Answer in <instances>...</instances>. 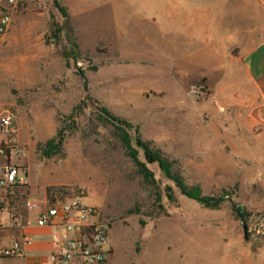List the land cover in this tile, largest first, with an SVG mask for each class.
I'll use <instances>...</instances> for the list:
<instances>
[{
    "label": "rangeland",
    "instance_id": "1",
    "mask_svg": "<svg viewBox=\"0 0 264 264\" xmlns=\"http://www.w3.org/2000/svg\"><path fill=\"white\" fill-rule=\"evenodd\" d=\"M18 1L13 19L22 27L0 44V91L14 106L9 112L27 127L18 165L35 182H62L48 191L82 189L84 202L110 223L112 264H264V159L247 150L261 141L264 120L249 132L244 117L220 111L213 79L203 77L195 54L200 46L214 50L216 19L227 17L232 4L126 0L156 21L118 36L100 7L77 6L71 14L66 0ZM56 2L67 10L75 57L60 53L65 31L56 40L50 35L64 19ZM222 24L227 33L228 21ZM187 60V71L180 70ZM230 75L228 69L226 81ZM101 107L129 123L132 135L159 149L189 184L220 204L206 207L180 194L150 165L164 205L155 215V196L103 121ZM58 130L64 135L61 154L44 157L38 146ZM167 185L174 188L173 201L165 197ZM232 205L246 214L245 222Z\"/></svg>",
    "mask_w": 264,
    "mask_h": 264
},
{
    "label": "crops",
    "instance_id": "2",
    "mask_svg": "<svg viewBox=\"0 0 264 264\" xmlns=\"http://www.w3.org/2000/svg\"><path fill=\"white\" fill-rule=\"evenodd\" d=\"M224 1L230 2L232 9L227 17L220 14L216 19L214 34L216 37L219 35V40L215 43L218 46L212 45L214 50L200 46L195 54L198 56L199 71L203 72V77L213 79L212 97L219 110L229 112L230 117H244L247 130L252 132L264 120V0H219L218 4L222 5ZM66 3L71 14L77 11V6L81 7L80 11L100 7L102 14L106 13L111 18L118 36H127L131 27L140 30L145 22L153 25L156 21L155 17L148 18L139 14L134 9L137 4L126 0H66ZM225 20L228 21L229 27L227 33H222V23ZM19 25L12 16L5 37L10 36L15 28L22 27ZM226 31L224 29V32ZM188 56L189 59L192 54L189 53ZM187 63L188 60L183 62L179 69L187 71ZM4 66L0 62V72L3 68L5 70ZM228 69L233 71V75L227 77L229 81H226ZM12 107V102L0 91V115L9 112ZM18 127L17 141L22 146V132L27 127L20 116ZM261 133V141L247 147V150L264 159V131ZM17 161L19 162V159L14 160L25 179L24 184L16 188V195L10 207L0 208V249L19 241L22 254L12 257L0 256V264H41L47 261L52 252L50 235L55 229L38 225L37 217L51 198L48 187L62 185V182L45 177L40 182H35L30 170L21 168ZM2 194L3 190L0 189V196ZM12 216L18 217L17 224H11ZM23 237H29L30 243H24Z\"/></svg>",
    "mask_w": 264,
    "mask_h": 264
},
{
    "label": "built area",
    "instance_id": "3",
    "mask_svg": "<svg viewBox=\"0 0 264 264\" xmlns=\"http://www.w3.org/2000/svg\"><path fill=\"white\" fill-rule=\"evenodd\" d=\"M18 0L0 2V44L7 34ZM53 45L54 38L49 39ZM19 132L16 116L11 112L0 115V208L10 207L16 195V188L24 184V175L15 159L24 156V148L18 143ZM21 173V174H19ZM48 205L39 212L37 224L50 226L55 230L50 235L52 252L41 264H112L110 223L100 216L98 208L84 202L82 189L75 192L50 191ZM18 217H11V224H17ZM2 227V223H0ZM31 239L23 237L28 244ZM21 243L12 242L0 249V256H20Z\"/></svg>",
    "mask_w": 264,
    "mask_h": 264
},
{
    "label": "trees",
    "instance_id": "4",
    "mask_svg": "<svg viewBox=\"0 0 264 264\" xmlns=\"http://www.w3.org/2000/svg\"><path fill=\"white\" fill-rule=\"evenodd\" d=\"M56 5L64 19L59 27H52L53 31H51L52 33L50 35L56 40L59 34L65 31L64 39L66 44L62 46L60 53L64 58L75 57L77 54V46L72 39V27L69 22L67 10L65 7L59 5L58 2H56ZM76 109L77 107L74 108V111ZM100 110L105 114L103 121L108 122L113 127L112 134L120 144L125 156L128 157L132 163L134 172L141 178L142 182L150 188L151 193L155 196L157 202L155 204L157 210L155 215L163 212L164 205L162 203L161 190L158 187L159 180L156 179L154 172L149 168L150 165H156L162 176L169 180L180 194L196 200L206 207L216 208L220 204V198L204 195L199 185L189 184L181 175L180 171L174 166V162L168 159L159 149L151 146L150 142L142 139L140 135H132L129 131L130 128H132L129 123L113 116L104 107H101ZM73 114L74 112L71 116H73ZM63 141V132L62 130H58L53 138L47 140L43 145H39L38 148L44 157L49 158L61 154ZM141 158H143V160ZM174 188L171 185L165 187V197L169 201L174 200ZM232 210L237 219H240L242 222L246 221V214L238 207L232 205Z\"/></svg>",
    "mask_w": 264,
    "mask_h": 264
},
{
    "label": "water",
    "instance_id": "5",
    "mask_svg": "<svg viewBox=\"0 0 264 264\" xmlns=\"http://www.w3.org/2000/svg\"><path fill=\"white\" fill-rule=\"evenodd\" d=\"M244 230H245V227H244Z\"/></svg>",
    "mask_w": 264,
    "mask_h": 264
}]
</instances>
